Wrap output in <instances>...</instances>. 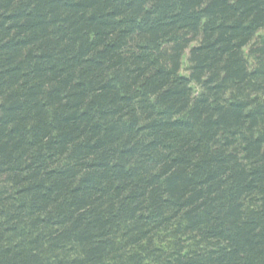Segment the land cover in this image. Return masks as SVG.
<instances>
[{
	"label": "trees",
	"instance_id": "1",
	"mask_svg": "<svg viewBox=\"0 0 264 264\" xmlns=\"http://www.w3.org/2000/svg\"><path fill=\"white\" fill-rule=\"evenodd\" d=\"M0 264H264V0H0Z\"/></svg>",
	"mask_w": 264,
	"mask_h": 264
},
{
	"label": "rangeland",
	"instance_id": "2",
	"mask_svg": "<svg viewBox=\"0 0 264 264\" xmlns=\"http://www.w3.org/2000/svg\"><path fill=\"white\" fill-rule=\"evenodd\" d=\"M186 64H187V62H186V59H185V67L184 68H186V66H187ZM184 74H186V73H184Z\"/></svg>",
	"mask_w": 264,
	"mask_h": 264
}]
</instances>
